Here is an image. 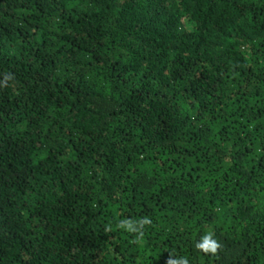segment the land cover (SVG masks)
Returning <instances> with one entry per match:
<instances>
[{"label":"trees","instance_id":"trees-1","mask_svg":"<svg viewBox=\"0 0 264 264\" xmlns=\"http://www.w3.org/2000/svg\"><path fill=\"white\" fill-rule=\"evenodd\" d=\"M185 259L264 264V0H0V264Z\"/></svg>","mask_w":264,"mask_h":264},{"label":"clouds","instance_id":"clouds-1","mask_svg":"<svg viewBox=\"0 0 264 264\" xmlns=\"http://www.w3.org/2000/svg\"><path fill=\"white\" fill-rule=\"evenodd\" d=\"M219 245L215 240L211 239L210 235H206L202 238V241L197 243L196 247L202 249L205 252H216V249ZM179 264H188L187 260H181Z\"/></svg>","mask_w":264,"mask_h":264}]
</instances>
